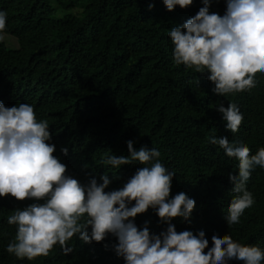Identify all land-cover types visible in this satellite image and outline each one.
I'll return each instance as SVG.
<instances>
[{
  "label": "clouds",
  "instance_id": "clouds-1",
  "mask_svg": "<svg viewBox=\"0 0 264 264\" xmlns=\"http://www.w3.org/2000/svg\"><path fill=\"white\" fill-rule=\"evenodd\" d=\"M158 4L161 12L152 20L151 34L159 50L187 80L212 84L217 96L213 107L222 132L209 137V143L229 166L226 179L212 165L209 176L232 184L237 195L224 193L221 204L228 209L221 216L226 226L236 224L254 204L252 194L264 191L249 182L264 168V110L256 109L253 97L242 95L255 87L256 73H264V0H159ZM15 30L13 15L0 5V45L20 49ZM24 81L29 86L32 77ZM35 111L27 99L14 104L8 95L0 96V210L9 227L6 254L29 261L43 256L46 262L54 250L71 258L82 242L95 241L112 251L116 257L112 264L264 261L260 240L232 239L222 229L176 231L171 221H189L196 201L183 191L170 198L176 174L161 163L157 149L136 150L129 140L127 156L104 159L103 164L116 169L133 162L141 165L122 188L106 192L112 180L108 175H101L100 183L80 178L54 155L55 133L46 120H37ZM61 152L67 155L68 149ZM221 192L214 189L208 196L215 202ZM149 208L167 225L165 231L153 234L149 222L143 228L134 223Z\"/></svg>",
  "mask_w": 264,
  "mask_h": 264
},
{
  "label": "trees",
  "instance_id": "trees-1",
  "mask_svg": "<svg viewBox=\"0 0 264 264\" xmlns=\"http://www.w3.org/2000/svg\"><path fill=\"white\" fill-rule=\"evenodd\" d=\"M158 1L0 0L13 15L20 41L17 50L0 45V96L8 95L14 104L23 98L31 101L37 120H46L55 133L54 155L80 178L100 183L99 177L108 175L112 180L106 192L122 188L141 165L116 169L103 164L104 159L127 156L129 140L136 150L157 149L161 163L176 174L170 198L183 191L196 201L189 221H171L177 232L222 229L232 239L260 240L264 249V191L252 194L254 204L238 223L226 226L222 220L228 209L221 204L224 193L237 194L229 181L209 176L212 165L226 179L229 166L209 143V137L222 132L213 107L217 96L212 84L183 77L154 42ZM28 76L29 86L24 81ZM255 80V87L242 95L253 97L256 109L264 110V73L257 72ZM249 182L264 188V168ZM214 189L222 190L215 202L208 196ZM146 221L153 234L167 228L152 208L134 218L138 228ZM8 233L0 210V264H66L70 258L54 250L46 262L43 256L18 259L4 251ZM115 261L111 250L93 241L82 242L69 264Z\"/></svg>",
  "mask_w": 264,
  "mask_h": 264
},
{
  "label": "rangeland",
  "instance_id": "rangeland-1",
  "mask_svg": "<svg viewBox=\"0 0 264 264\" xmlns=\"http://www.w3.org/2000/svg\"><path fill=\"white\" fill-rule=\"evenodd\" d=\"M11 43H13V41H11ZM15 43V42H14Z\"/></svg>",
  "mask_w": 264,
  "mask_h": 264
}]
</instances>
